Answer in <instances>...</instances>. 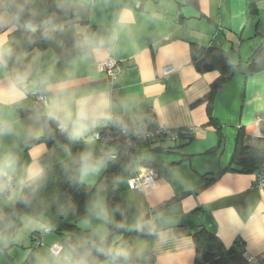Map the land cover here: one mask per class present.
<instances>
[{
    "label": "crops",
    "instance_id": "crops-1",
    "mask_svg": "<svg viewBox=\"0 0 264 264\" xmlns=\"http://www.w3.org/2000/svg\"><path fill=\"white\" fill-rule=\"evenodd\" d=\"M89 2L88 27L75 24L73 29L85 35L89 28L91 34L73 57L60 62L51 49H32L8 61V38L15 26L7 0H0V125L7 122L15 128V134L0 136V158L12 153L17 161L12 181L15 198L0 192V224L14 207L18 189L29 181L27 170L42 172L70 154L66 144H31L42 136V118L49 117L47 104H38L31 95L37 88L44 90L40 81L46 78L52 85V90H44L47 102L59 86L66 85L77 96L103 90L112 100L113 119L106 125L182 130L192 136L183 146L167 140L138 143V151L112 176L118 213L107 207L103 175L123 146L101 147L91 140L105 123L79 139L88 145L93 159L103 158L106 163L98 173L82 176L79 172V181L94 190L85 216L77 223L83 234L73 236L74 242L96 249L111 229L122 225L126 233L143 221L147 235L129 244L133 264H193V236L201 230L219 238L226 249L238 245L248 256L264 259V189L257 186L256 177L260 172L226 171L212 183L204 179L229 165L241 128L250 130L244 137L246 145L264 148V122L257 121L264 115V70L246 73L252 54L264 47V0H196V7L187 0ZM30 13L39 19L50 16L45 3L32 5ZM192 46L217 48L226 54L229 65L240 67L214 97L210 116L218 128L207 124L205 103L191 108L218 77L217 72H196ZM105 61L123 67L113 83L100 67ZM168 67L172 72L166 75ZM13 71L30 72L23 99L6 91ZM20 111L27 115L21 116ZM149 171L155 175V189L129 187L131 178ZM98 200L109 210L111 222L92 214L91 206ZM121 238L122 233L115 234L111 241L115 244ZM55 245H62L60 259L67 253L76 260L85 253L50 231L44 219L16 215L0 228V264H23L31 251L32 264H53L50 248ZM87 253V264L107 261Z\"/></svg>",
    "mask_w": 264,
    "mask_h": 264
},
{
    "label": "trees",
    "instance_id": "trees-1",
    "mask_svg": "<svg viewBox=\"0 0 264 264\" xmlns=\"http://www.w3.org/2000/svg\"><path fill=\"white\" fill-rule=\"evenodd\" d=\"M47 4L49 15L53 16L51 22L39 19L30 13L32 5ZM187 4L196 7V0H187ZM7 6L13 18L15 31L9 36L10 50L6 55L8 61L14 60L25 51L37 49L44 51L51 49L60 62H64L77 52H79L89 40L91 31L88 28L85 35L75 33L73 26L88 27V17L90 11L89 0H7ZM47 19V18H46ZM191 59L197 73L203 75L209 72H217V79L209 86L208 93L191 105V108L205 103L209 115L208 125L218 128V124L211 118L210 113L213 106L214 97L222 86L236 73L240 71L239 66L228 64L227 56L221 50L214 47L192 46ZM264 70V47L256 50L247 63V74L258 73ZM21 116H26L27 112L20 111ZM250 132L246 127L241 128L237 134L233 153L229 165L220 170L217 174L204 177L207 183H212L219 176L226 172H236L243 174H253L264 169V148L248 146L244 142V137ZM220 136V135H219ZM167 140L183 146L182 142L189 143L192 136L188 131H177V138L172 140L169 136L158 137L151 142ZM221 140L219 139L220 144ZM45 143L48 146L56 144H66L69 148V157L41 172V178L33 182L29 180L18 189L16 203L11 210L6 212L5 220L0 224V228L14 216L27 215L32 218L44 219L50 231L57 234L62 240H67L72 246L81 251L92 252L99 261L108 259L106 255L109 248L126 246L129 248L131 240L147 235L148 230L143 221L137 224L129 232L123 233L120 227L111 229L107 237L97 246L96 249L85 247L84 243H76L73 236L83 233L77 227V223L85 216L94 187L78 182L77 187L68 199L64 198V193L71 185L74 175L80 172V157L88 153V145L79 140L70 139L63 132L58 123L49 118H42V136L31 144ZM99 144L101 147L108 145ZM136 144L132 149L120 150L108 163L104 172L107 189V207L119 212L120 202L117 190L112 181L113 174L121 167L128 158L138 151ZM38 185V187H37ZM35 194L33 195V190ZM26 196L29 203H24L20 197ZM64 203V210L60 218V209ZM122 233L119 242L113 244L111 239L115 234ZM193 242L195 246V257L193 264H250L243 257V252L238 245L226 249L220 239L215 235L207 233L205 230L194 234ZM83 246V247H81ZM34 251L23 264H32ZM135 260V256L133 261ZM255 264H264V259H255Z\"/></svg>",
    "mask_w": 264,
    "mask_h": 264
},
{
    "label": "clouds",
    "instance_id": "clouds-1",
    "mask_svg": "<svg viewBox=\"0 0 264 264\" xmlns=\"http://www.w3.org/2000/svg\"><path fill=\"white\" fill-rule=\"evenodd\" d=\"M103 42L101 41V46ZM29 71H13L9 76L6 91L14 95L17 99H23L29 90ZM40 83L44 85V90H52V85L46 78H42ZM47 104V115L58 121L59 128L67 134L70 139L79 140L88 134L92 129L113 119L111 114L112 100L110 95L103 90L76 95L67 90V86H59L56 95ZM15 134V128L10 123L0 125V136ZM16 157L9 153L0 158V192L10 191L13 177L16 171ZM105 159H93L92 154L84 153L80 157V172L82 176L98 173L105 166ZM26 176L33 182L41 178V170L29 169ZM38 187V185H37ZM35 189L33 190V195ZM15 198V193H10ZM24 203H29L26 196L20 197ZM91 212L105 223L111 222L109 210L103 201L98 200L91 206ZM122 227V225H119ZM102 239V238H101ZM105 264H133V251L126 246L109 248ZM88 253L85 252L79 259L73 260L69 254H65L63 259L59 258V253H53V264H87Z\"/></svg>",
    "mask_w": 264,
    "mask_h": 264
},
{
    "label": "built area",
    "instance_id": "built-area-1",
    "mask_svg": "<svg viewBox=\"0 0 264 264\" xmlns=\"http://www.w3.org/2000/svg\"><path fill=\"white\" fill-rule=\"evenodd\" d=\"M101 69L107 75V78L110 83H113L117 76L123 71V67L121 64L115 61H105L100 64ZM172 72L171 68L164 69V73L170 74ZM32 97L34 100L40 105H46V96L45 92L42 88H37L31 92ZM257 121L264 122V115L257 118ZM169 136L172 140L177 138V132L167 131L164 129L151 131L144 127H136L132 128L126 124H120L116 127H111L109 125H105L99 129L98 131L94 132L91 140L98 142L102 145H114L119 144L123 146L127 151L132 149L136 144L140 142H147L154 140L158 137ZM257 186L260 189H264V173L260 172L257 174ZM128 185L133 190H144V189H155L156 182H155V175L149 171L143 173L142 175L135 176L128 181ZM15 191V185L12 182L11 190L2 192L3 195H8L11 192ZM47 232V230H46ZM239 244H242L239 242ZM40 244L37 243L36 246ZM51 253H59L62 250V245H55L50 248ZM243 257L246 261L250 264H255L256 260L254 257L248 256L246 253H243Z\"/></svg>",
    "mask_w": 264,
    "mask_h": 264
},
{
    "label": "water",
    "instance_id": "water-1",
    "mask_svg": "<svg viewBox=\"0 0 264 264\" xmlns=\"http://www.w3.org/2000/svg\"><path fill=\"white\" fill-rule=\"evenodd\" d=\"M52 19H53V16L50 15L49 18H48V20H47L46 22L49 23V22L52 21ZM113 109H114V112H115L116 114L119 113V111L117 110V107H116L115 104L113 105ZM78 182H79V171H77V172L75 173V175H74V179H73L71 185H70V186L68 187V189L65 191V193H64V198H65V199H68V198L70 197L71 193H72V192L74 191V189L77 187ZM63 210H64V203L62 204V207H61V209H60V215H59L60 218L62 217Z\"/></svg>",
    "mask_w": 264,
    "mask_h": 264
},
{
    "label": "rangeland",
    "instance_id": "rangeland-1",
    "mask_svg": "<svg viewBox=\"0 0 264 264\" xmlns=\"http://www.w3.org/2000/svg\"><path fill=\"white\" fill-rule=\"evenodd\" d=\"M48 18H49V16L47 17V19H45V21H47L48 20ZM34 237L36 236V234L35 235H33ZM36 244V243H35Z\"/></svg>",
    "mask_w": 264,
    "mask_h": 264
}]
</instances>
